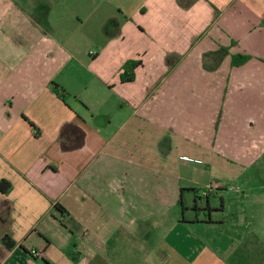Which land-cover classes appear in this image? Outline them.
<instances>
[{"label":"crops","instance_id":"1","mask_svg":"<svg viewBox=\"0 0 264 264\" xmlns=\"http://www.w3.org/2000/svg\"><path fill=\"white\" fill-rule=\"evenodd\" d=\"M0 180V264H264V0H0Z\"/></svg>","mask_w":264,"mask_h":264},{"label":"trees","instance_id":"2","mask_svg":"<svg viewBox=\"0 0 264 264\" xmlns=\"http://www.w3.org/2000/svg\"><path fill=\"white\" fill-rule=\"evenodd\" d=\"M250 59L249 56H232V66H240L244 63H246ZM141 65L140 61H128L121 69L120 73V81L122 83L125 82H132L135 80V74L134 70ZM54 91L58 93L57 87L54 88ZM12 186L11 184L6 180H0V192L3 194H7L11 190ZM196 192H199L198 190H195ZM203 192H205L204 197L208 198L210 197V190L209 189H203ZM3 244L7 249H13L15 247V242L10 238L9 235H5L2 239Z\"/></svg>","mask_w":264,"mask_h":264},{"label":"rangeland","instance_id":"3","mask_svg":"<svg viewBox=\"0 0 264 264\" xmlns=\"http://www.w3.org/2000/svg\"><path fill=\"white\" fill-rule=\"evenodd\" d=\"M77 74H79V70H78V73H77ZM81 74H82V75L84 74V76H87L85 70H83V72L81 71ZM213 173H214V172H213ZM212 176H213V175H212ZM214 176H215V175H214ZM214 176H213V177H214ZM204 184H206V183H204ZM235 186H236V185H235ZM207 189H208V188H207ZM199 191H200V193H202V192H203V189H200ZM196 201L198 202V204H200L201 207L206 208V206H207V200H206L205 198H203L202 195H199L198 198H196ZM210 202L212 203L213 200H212V201L210 200ZM215 202H216V201H215Z\"/></svg>","mask_w":264,"mask_h":264},{"label":"built area","instance_id":"4","mask_svg":"<svg viewBox=\"0 0 264 264\" xmlns=\"http://www.w3.org/2000/svg\"><path fill=\"white\" fill-rule=\"evenodd\" d=\"M210 189V188H209ZM31 255L33 257H36V258H42L43 257V254L41 251H37V250H32L31 251Z\"/></svg>","mask_w":264,"mask_h":264}]
</instances>
